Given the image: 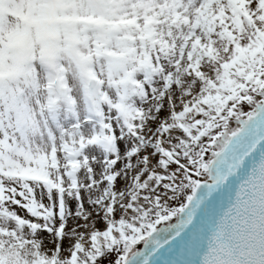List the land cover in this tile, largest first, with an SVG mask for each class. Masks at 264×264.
Wrapping results in <instances>:
<instances>
[{
	"label": "snow or ice",
	"instance_id": "obj_1",
	"mask_svg": "<svg viewBox=\"0 0 264 264\" xmlns=\"http://www.w3.org/2000/svg\"><path fill=\"white\" fill-rule=\"evenodd\" d=\"M0 264H264V0H0Z\"/></svg>",
	"mask_w": 264,
	"mask_h": 264
}]
</instances>
